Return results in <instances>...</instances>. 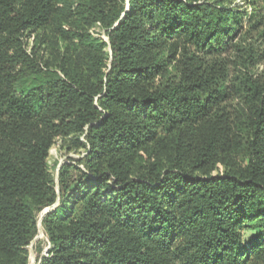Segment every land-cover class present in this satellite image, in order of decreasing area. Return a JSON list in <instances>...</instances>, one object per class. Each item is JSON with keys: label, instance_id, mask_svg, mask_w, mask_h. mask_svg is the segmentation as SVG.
<instances>
[{"label": "trees", "instance_id": "obj_1", "mask_svg": "<svg viewBox=\"0 0 264 264\" xmlns=\"http://www.w3.org/2000/svg\"><path fill=\"white\" fill-rule=\"evenodd\" d=\"M263 63L264 0H0V264H264Z\"/></svg>", "mask_w": 264, "mask_h": 264}, {"label": "rangeland", "instance_id": "obj_2", "mask_svg": "<svg viewBox=\"0 0 264 264\" xmlns=\"http://www.w3.org/2000/svg\"><path fill=\"white\" fill-rule=\"evenodd\" d=\"M244 0H234V3L243 5ZM93 32V31H91ZM93 33H98L93 32ZM97 35V34H95ZM97 37L101 38L103 41H106V38L104 35H98ZM29 45H33V38H31ZM258 72H263L264 71V63L259 65L257 68ZM83 157V152H76V150H70L66 149L64 146H62L61 141L58 139L52 144L51 148L49 149L48 152V157H47V163L48 166L50 167V172L53 176V179L56 181V192L58 193V181H59V172L62 169L63 165H79L80 159ZM223 171V168L221 166H218L217 170L212 172V175H216L217 173H221ZM54 207H48L36 214L37 218V228H36V234L33 239V242L31 245L28 247V264H39L40 258L42 256L46 255V252L49 248V245L47 243V239L44 233L43 225H42V220L48 212H50ZM38 242L41 244L43 250L40 253H37V245Z\"/></svg>", "mask_w": 264, "mask_h": 264}]
</instances>
